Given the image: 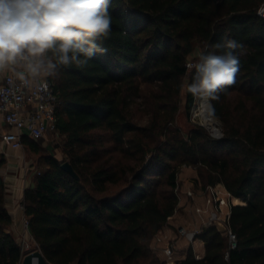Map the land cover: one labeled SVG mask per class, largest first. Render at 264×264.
Returning <instances> with one entry per match:
<instances>
[{
	"label": "trees",
	"instance_id": "trees-1",
	"mask_svg": "<svg viewBox=\"0 0 264 264\" xmlns=\"http://www.w3.org/2000/svg\"><path fill=\"white\" fill-rule=\"evenodd\" d=\"M263 4L112 0V32L103 44L108 52L51 78L59 97L58 130L80 178L49 154L43 158L46 168L25 190L29 229L49 262L166 264L151 243L178 208L179 165L193 164L204 187L222 183L231 193L229 227L237 245L208 224L196 236L205 241V257L198 259L190 248L175 264H264V17L258 13ZM222 39L245 45L236 84L211 101L224 123L222 137L203 125L187 136L171 129L175 111L163 123L157 117L148 126L133 120L131 97L140 93V81L157 83L162 100L172 99L181 92L188 61L200 49L213 51ZM234 93L236 104L230 100ZM195 102L187 94L189 112ZM102 128L112 145L101 148L109 155L93 165L95 130ZM153 136L163 140L151 145ZM39 142L24 140L36 153ZM6 163L0 151V264H22L21 244L8 230L13 219L6 207Z\"/></svg>",
	"mask_w": 264,
	"mask_h": 264
},
{
	"label": "clouds",
	"instance_id": "clouds-1",
	"mask_svg": "<svg viewBox=\"0 0 264 264\" xmlns=\"http://www.w3.org/2000/svg\"><path fill=\"white\" fill-rule=\"evenodd\" d=\"M111 9L112 0H0V76L32 87L72 66L85 68L108 52ZM211 47L187 64L190 82L179 85L209 109L236 84L245 45L222 39Z\"/></svg>",
	"mask_w": 264,
	"mask_h": 264
},
{
	"label": "rangeland",
	"instance_id": "rangeland-1",
	"mask_svg": "<svg viewBox=\"0 0 264 264\" xmlns=\"http://www.w3.org/2000/svg\"><path fill=\"white\" fill-rule=\"evenodd\" d=\"M200 52L202 50L200 49ZM199 55V54H198ZM191 58L189 62H193L195 58L198 56ZM191 76V70L188 69V74L184 77L183 81L186 83L188 82L189 78ZM139 94L137 96L131 97V104H130V114L133 120L141 126H148L151 122V119L154 117H157L159 122H165L168 118V114L170 112L175 111L174 114V121L173 123L169 124V127L171 129H178L180 132L187 136L188 133L195 128L197 125H203L205 126L209 132L214 137H222L224 135V123L222 120L217 118L214 115V112L211 108L213 117H214V123L207 124L212 126L213 128L216 126L220 129L221 135L217 136L213 134L212 130L206 126V123L203 122V120L197 115V109L199 101L195 102V105L193 109L189 112L187 108V94H182L181 92L174 96L172 99H169L168 101L162 100V93L157 83L155 82H145L140 81L139 82ZM230 100L233 104H236L239 100V97L236 93L232 94L230 96ZM196 112V113H195ZM205 124V125H204ZM157 132V131H156ZM96 133V139H97V155L93 156V165H96V163L100 162L104 156H108L109 154L104 153L101 154V151H103L101 148H109L112 145L111 141V135L110 133L105 129H97L95 130ZM151 145L156 144L157 142H161L163 140L162 137H156L153 136V139H149ZM40 152L36 153L30 150L29 147L25 149V152H22L23 158H21V155H16L14 159H22L28 164V170L29 175L31 176L32 180H34L35 176L39 174L40 171L44 170L46 168V165L43 161V158L45 155L53 154L56 158H58L60 161H69L70 156L68 154L67 145H66V139L64 136L60 135L57 137L56 135H49L48 138L40 140L39 142ZM46 147H48L46 149ZM125 163H132L134 160L132 159H126L124 160ZM175 162V161H174ZM189 184V188H185V184ZM222 183H218L214 186V189L207 190L209 186L204 187L202 180L199 175V170L196 165L193 164H182L179 165V172H178V188L176 189V192L178 194V197L184 193L188 200V203H195V200L199 198L198 196H203L204 200L208 202V200H211L213 207L216 209V211H219V205L217 200V195L222 196L225 198H228V190L226 187L221 185ZM216 191V192H215ZM188 192H192L193 196H189ZM231 198V197H230ZM180 200V197H179ZM231 200V199H230ZM179 207V204H178ZM178 209V208H177ZM198 210H203V208L197 206ZM229 206H225L224 211L229 210ZM197 214L201 216V214H204L203 211H198ZM202 212V213H201ZM209 217L211 216L213 212L209 210L208 212H205ZM177 214V225L176 227L180 226V223H178L179 219L181 221L182 214H179L176 210L175 214ZM173 215V216H174ZM222 216L223 212H222ZM209 220V218H208ZM199 222H193L194 224H187L185 227L188 231L193 230H199L203 228V224ZM179 227L178 229H180ZM15 237L18 239V241L21 244L22 252L24 256L36 249H39V245L36 242L35 238L31 234V232L27 229L26 226H23L21 228L20 232H17L15 234ZM153 243V241H152ZM151 243V245H152ZM155 252V251H154ZM155 254L159 257L161 261L165 260V255L163 257H160L157 252ZM164 254V253H163ZM165 262V261H164Z\"/></svg>",
	"mask_w": 264,
	"mask_h": 264
},
{
	"label": "built area",
	"instance_id": "built-area-1",
	"mask_svg": "<svg viewBox=\"0 0 264 264\" xmlns=\"http://www.w3.org/2000/svg\"><path fill=\"white\" fill-rule=\"evenodd\" d=\"M259 15L264 17V4L258 11ZM190 63V62H189ZM59 105V97L55 90L54 83L51 78L38 86L26 87L22 86L18 81H12L5 76L0 83V119H2L10 129L1 135L2 141L9 144L14 149L22 148L25 138L39 141L48 138L49 135L59 136L57 107ZM214 189L209 186L207 190ZM216 192V191H215ZM228 198L218 196L219 211L211 214L208 224H214L219 220L226 224V233L230 239L231 246L237 245V237L229 227V218L231 215L232 195L228 192ZM189 196H193L192 192H188ZM231 197V198H230ZM229 206V212L222 216L223 208ZM24 208V206H23ZM26 227L29 229L28 220ZM181 235L189 240H194L200 233V229L188 231L186 228L179 229ZM157 241L161 242L166 237L160 235L155 236ZM165 255L166 264H175V244L168 240L166 246L162 249Z\"/></svg>",
	"mask_w": 264,
	"mask_h": 264
},
{
	"label": "crops",
	"instance_id": "crops-1",
	"mask_svg": "<svg viewBox=\"0 0 264 264\" xmlns=\"http://www.w3.org/2000/svg\"><path fill=\"white\" fill-rule=\"evenodd\" d=\"M5 76H0V83L3 82ZM10 127L0 119V151L5 155L7 163L2 170V174L5 181L6 187V207L12 215L13 222L9 226L8 230L14 235L17 232L21 231L23 226H26L27 217L23 208V200L25 190L33 186V180L29 175L28 164L22 159H14L16 155H21L23 158L22 152H25V149L28 147L25 143L22 148L14 149L9 144L2 141L1 135L8 131ZM222 185V184H221ZM223 186V185H222ZM185 188H189V184H185ZM179 200V207L177 212L182 214L181 221L179 219L178 223L180 226L176 227L177 223V214L174 215L168 222V224L160 231V235L165 236L166 238L159 242L156 238L153 239L152 249L157 252L160 257H163L162 249L166 246L168 240L172 241L175 244V257L178 260L184 259L190 248H193L195 256L198 259H202L206 255V244L203 239L195 238L194 240H189L187 237L183 236L179 232V227H185L187 224H194L193 222H199L205 226L208 225L209 214L205 212L211 210L215 212L216 209L213 207L211 200L206 202L203 196H198L195 200V203H188L187 196L182 193ZM203 208V210H198L197 206ZM223 208V217L229 212V210L224 211ZM198 211H203L204 214L199 216ZM202 213V212H201ZM211 215V214H210ZM30 231V230H29ZM176 261V262H177Z\"/></svg>",
	"mask_w": 264,
	"mask_h": 264
},
{
	"label": "water",
	"instance_id": "water-1",
	"mask_svg": "<svg viewBox=\"0 0 264 264\" xmlns=\"http://www.w3.org/2000/svg\"><path fill=\"white\" fill-rule=\"evenodd\" d=\"M206 126L209 127V125H207V124H206ZM209 128L212 130L213 134H215L217 136L221 135V131L216 126V123H215L214 128L212 126H210ZM62 168L66 172L71 174L74 178H76V179L80 178L78 173L76 172L75 168L73 167V165L69 161L63 162ZM214 225L218 228V230L220 232H226V230H227L226 224L222 221L217 220V221H215ZM22 264H52V263L48 261V259L45 257L42 250L39 248V249H36L34 251L27 253L23 258Z\"/></svg>",
	"mask_w": 264,
	"mask_h": 264
},
{
	"label": "bare ground",
	"instance_id": "bare-ground-1",
	"mask_svg": "<svg viewBox=\"0 0 264 264\" xmlns=\"http://www.w3.org/2000/svg\"><path fill=\"white\" fill-rule=\"evenodd\" d=\"M197 115L206 124H212L215 121L214 117H213V114H212V111H211V109H209V107H208L206 102H204V103L199 102L198 109H197Z\"/></svg>",
	"mask_w": 264,
	"mask_h": 264
}]
</instances>
